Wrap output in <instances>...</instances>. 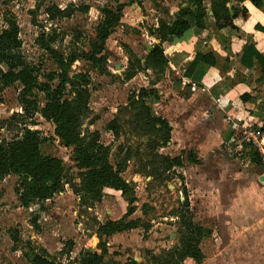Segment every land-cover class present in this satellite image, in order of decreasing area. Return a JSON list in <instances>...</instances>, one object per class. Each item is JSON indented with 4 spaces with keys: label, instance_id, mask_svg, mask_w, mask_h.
I'll list each match as a JSON object with an SVG mask.
<instances>
[{
    "label": "rangeland",
    "instance_id": "1",
    "mask_svg": "<svg viewBox=\"0 0 264 264\" xmlns=\"http://www.w3.org/2000/svg\"><path fill=\"white\" fill-rule=\"evenodd\" d=\"M117 2L125 4L123 18L105 43L102 55L97 57L103 60L95 67L85 55H93L94 45L98 44V19L91 13L90 16L75 12L69 18L48 21L45 12L53 5L87 6L94 11L115 9ZM184 3L187 0H0V31L6 28V18L14 15L20 28L22 54L39 71L40 84L49 83L47 75L60 74L53 58L37 42L44 32L54 39L51 47L73 62L70 77L72 71L88 75V114L81 127L83 143L99 134L100 144L108 149L107 160L128 184L126 193L105 189L99 203L81 202V196L71 188L81 187L84 176L74 153L61 145L52 123L43 118L29 122V128L51 137L42 150L61 160L67 185L51 201L25 209L15 194L18 178L11 175L0 181V264H29L27 256L32 251L47 253L60 264H80L81 252L94 251L99 239L112 251H108L107 264H165L168 251L181 248L183 238L192 235L185 220H191L193 227L205 232L199 238L204 255L201 264H257L256 252L252 248L241 251L238 244L242 242L240 232L246 231V227L251 231L264 230V222H259L264 216V186L257 179L261 169L249 164V152L238 149L235 137L226 143L232 153L227 168L236 176L232 183L224 180L215 185L206 181L214 177L212 173L204 170L202 175L194 164L187 162L179 140V124L188 120L186 116L196 103L210 99L213 107L222 111L224 108L209 91L195 82L188 84L169 65L163 69L152 63L147 51V47L152 49L159 43L148 38V31L159 28L161 23L173 22ZM165 59L170 63L169 56L165 55ZM217 68L224 74L226 63ZM133 73L135 76L127 80ZM245 81L249 82L250 92L244 97L251 100L241 99L242 123L224 111L227 126L232 123L236 133L251 126L264 129V87H260L263 83L256 77ZM58 84L54 80L51 86L56 88ZM20 88L16 84L0 93V143L18 134L9 130L6 123L13 115L22 114L17 99ZM142 89L155 92L145 104L138 101ZM36 94L44 106V94ZM73 95L67 88L66 98L72 100ZM145 107L152 118L165 119L171 127L167 145L161 146L162 136L140 121ZM200 117L201 112L194 115L195 120ZM113 122L117 134L108 129ZM185 132L188 136L192 133L186 127ZM194 139L197 137L191 136L190 140ZM196 153L194 157L199 159L201 150ZM177 157L182 159L183 166L167 168L166 159ZM225 172L228 174V170ZM250 187L255 191H248ZM108 222L120 223L121 230L111 236L99 235L100 227ZM232 235L237 243L234 249L229 242ZM184 264L196 263L187 259Z\"/></svg>",
    "mask_w": 264,
    "mask_h": 264
},
{
    "label": "trees",
    "instance_id": "2",
    "mask_svg": "<svg viewBox=\"0 0 264 264\" xmlns=\"http://www.w3.org/2000/svg\"><path fill=\"white\" fill-rule=\"evenodd\" d=\"M209 1L211 14H209L206 5ZM245 2H250L255 8L264 12V0H187V5L182 7L179 16L173 22L161 23L159 28H151L148 31V38L159 42L150 51L151 62L158 66L161 65L163 69L167 68L169 63L165 59L163 44L170 37H182L190 29L188 22L190 18L194 19V25L199 29L206 28L208 18L211 16L218 30L227 28L237 30L236 20L239 18L247 19L249 16L248 11L244 7H240ZM116 4L115 9L107 8L98 11L87 6L63 8L53 5L45 12L48 21L69 18L75 12L86 15L91 13L92 17L98 19V26L95 30L98 44L94 45L93 55H85L86 60L95 67L98 61L103 60V57H100L101 59H97V57L102 55L105 43L123 18L125 4L120 2ZM5 23L6 28L0 31V93L20 84L21 88L18 91L17 99L22 114L13 115L6 123L9 130L17 131L18 134L12 140L0 143V181L11 175L18 178L15 194L25 209L32 205L49 202L55 195L64 191L67 183L64 181V168L61 160L45 155L42 150L43 146L51 140V137L27 126L29 122L33 123L38 118H43L52 123L55 136L61 145L74 153L77 167L84 174L82 186L71 187L74 194L81 196V202L99 203L105 189L126 193L128 184L120 176V172L115 170L107 160L108 149L100 144L99 134H93L91 140L85 143L81 137L82 123L88 114V97L86 96V88L90 82L88 75L72 71L73 75L70 77V66L73 62L51 47L54 39L44 32L37 42L53 58L60 69V74L51 73L47 75L49 83L40 84L39 71L22 54L20 28L16 17L10 15L6 18ZM256 30L264 33V27L257 26ZM254 58H256L257 66L261 68L262 73L258 81L264 83V57L261 54L253 48L247 47L244 57L241 59L242 64L251 69L254 66ZM219 64L213 54H197L187 71V75H191L200 65L217 68ZM134 76L133 73L127 77V80H131ZM54 80L59 83L56 88L51 86ZM67 88L72 95L74 94L72 100L66 98ZM36 91L44 94V106H42V100ZM152 93L155 94L154 91L148 93L142 89L139 92L140 99L138 101L145 104ZM242 99L245 102L251 100L247 96H243ZM145 110L143 116L145 120L140 121L147 127L153 128L156 135L162 136L161 146L167 145L170 140L171 127L165 119L152 118L147 107ZM114 126L115 123L113 122L108 129L117 134ZM261 130L264 132L263 128ZM242 134L243 131L235 132L234 137L239 140ZM150 143L151 141L148 145ZM249 155L252 162L258 164L257 153L250 151ZM186 158L190 164L197 163V159L192 153H189ZM166 162L167 168L183 166V161L179 157L172 160L166 159ZM186 210H188V205H186ZM185 222V226L193 231L192 235L189 238H183L181 248L168 251L165 264H184L187 259L196 264H201L204 259L199 248V238L203 237L205 232L200 228L193 227L191 220H185ZM120 226L121 224L118 222H108L100 227L98 234L114 235L121 230ZM107 256V245L99 239L98 246L94 251L81 252L80 264H107L105 262ZM27 260L29 264H60L55 257L36 251H32L27 256Z\"/></svg>",
    "mask_w": 264,
    "mask_h": 264
},
{
    "label": "crops",
    "instance_id": "3",
    "mask_svg": "<svg viewBox=\"0 0 264 264\" xmlns=\"http://www.w3.org/2000/svg\"><path fill=\"white\" fill-rule=\"evenodd\" d=\"M185 5L187 3H184L182 7ZM209 6L207 5L208 12L211 14ZM240 7H244L249 16L247 19L239 18L236 20L237 30L229 28L218 30L211 16L208 18L206 28L199 29L194 25V19L190 18L188 19L190 29L182 37L168 38L163 44V50L165 55L170 57L169 68L172 69L171 71H175L178 75L181 74L188 84L195 82L198 87H203L204 91H209L214 101L217 100L221 108H224L223 110L228 115L236 118V121L241 124L243 112L239 105H242V97L250 92L249 82L245 80L251 77H256L258 80L262 76L256 58L253 59L254 66L251 69L245 67L241 59L244 57L247 47L253 48L264 57V33L256 30L257 26L264 27V12L255 8L250 2H245ZM197 54L215 55L218 63H226V72L222 74L216 67L200 65L191 75H187V71ZM235 79H237L236 82ZM260 87H264V83ZM209 100L196 103L195 107L190 110L191 114L186 116L187 123L183 121L184 123L179 124L181 130L179 140L183 145L182 151L187 152L188 149H193L192 154L198 155L196 152L201 150V157L199 159L196 157L197 163L194 165L202 175L204 170L212 173L214 177L206 181H213L215 185L222 184L224 180L232 183L236 180L234 179L236 176L227 168L231 165L232 153L227 149L226 143L231 137H234V127L232 123L227 126L228 119L225 118L224 111L218 107H213ZM198 112H201L199 121L194 119V115ZM185 127L192 132L189 136L185 132ZM193 135L197 139L190 140ZM221 139L223 141L218 144L217 142ZM249 164L254 165L256 170H260L259 164L253 163L250 157ZM226 170H228V174H226ZM259 174L257 179L261 185L262 172ZM247 189L249 191L251 187ZM251 191H255V189ZM261 208L264 210V202ZM254 210L259 215L258 208ZM262 220H264V216L259 219V222H264ZM228 228L231 229V227ZM245 230L243 233L240 232L242 242L238 244V247L241 251L252 248L251 250L256 252L257 264H263L264 230L251 231L252 229L249 227H246ZM232 238L229 242L234 249L237 244L234 241L235 235H232ZM108 251L109 253L112 252L110 249ZM259 257L261 261H259Z\"/></svg>",
    "mask_w": 264,
    "mask_h": 264
},
{
    "label": "built area",
    "instance_id": "4",
    "mask_svg": "<svg viewBox=\"0 0 264 264\" xmlns=\"http://www.w3.org/2000/svg\"><path fill=\"white\" fill-rule=\"evenodd\" d=\"M242 136L238 140V149L247 152L255 151L258 155V164L262 171L261 185L264 186V132L260 127L244 128Z\"/></svg>",
    "mask_w": 264,
    "mask_h": 264
},
{
    "label": "flooded vegetation",
    "instance_id": "5",
    "mask_svg": "<svg viewBox=\"0 0 264 264\" xmlns=\"http://www.w3.org/2000/svg\"><path fill=\"white\" fill-rule=\"evenodd\" d=\"M192 152H193V149H188V151L185 152V153H186V156H188V154H189V153H192Z\"/></svg>",
    "mask_w": 264,
    "mask_h": 264
},
{
    "label": "water",
    "instance_id": "6",
    "mask_svg": "<svg viewBox=\"0 0 264 264\" xmlns=\"http://www.w3.org/2000/svg\"><path fill=\"white\" fill-rule=\"evenodd\" d=\"M186 6V5H185ZM148 51L150 52L151 51V48L147 47Z\"/></svg>",
    "mask_w": 264,
    "mask_h": 264
}]
</instances>
